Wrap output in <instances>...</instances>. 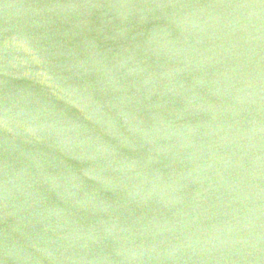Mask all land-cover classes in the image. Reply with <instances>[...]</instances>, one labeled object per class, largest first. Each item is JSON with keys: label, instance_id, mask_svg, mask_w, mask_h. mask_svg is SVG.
<instances>
[{"label": "water", "instance_id": "95a60500", "mask_svg": "<svg viewBox=\"0 0 264 264\" xmlns=\"http://www.w3.org/2000/svg\"><path fill=\"white\" fill-rule=\"evenodd\" d=\"M0 119V264H264V0H0Z\"/></svg>", "mask_w": 264, "mask_h": 264}, {"label": "bare ground", "instance_id": "6f19581e", "mask_svg": "<svg viewBox=\"0 0 264 264\" xmlns=\"http://www.w3.org/2000/svg\"><path fill=\"white\" fill-rule=\"evenodd\" d=\"M17 43L20 44L19 42H17ZM24 49H25L26 51H29V49H28L27 47H24ZM34 60H35V58H34ZM35 61H36V60H35ZM44 78H45V75H44ZM44 78H43V79H44ZM0 123H3L1 119H0Z\"/></svg>", "mask_w": 264, "mask_h": 264}]
</instances>
